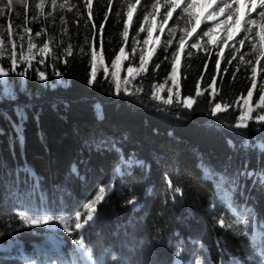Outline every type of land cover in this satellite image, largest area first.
Wrapping results in <instances>:
<instances>
[{
  "label": "trees",
  "instance_id": "obj_1",
  "mask_svg": "<svg viewBox=\"0 0 264 264\" xmlns=\"http://www.w3.org/2000/svg\"><path fill=\"white\" fill-rule=\"evenodd\" d=\"M62 2L66 5L58 6ZM129 2L135 0H112L111 6L109 0H93L91 20L85 0H56L50 13L40 15L37 23L29 21V0L16 9L17 30L25 38L40 33L38 40L48 42L49 52L42 64L20 63L6 77L15 97L0 99V243L25 230L14 213L22 193L38 206L42 198L51 210L63 208L71 214L92 199L100 185L112 181L114 195L109 203L98 206L94 221L86 228L93 259L99 264H170L177 250L185 259L195 244L210 248L217 262L222 250L239 257L237 239L215 228V217L208 208L212 199L227 205L236 201L239 207H251L257 222H264V186L254 183L264 173V154L258 147L264 143V133L256 130L264 127V121L250 119L248 128L234 127L249 107L252 117L264 113L255 108L264 92L260 77L252 88L247 67L227 52L220 58L218 71L213 51L194 50L190 45L196 40H187L177 64L176 85L180 100L192 97L193 103L189 108L178 103L175 91L172 103H164L168 89L175 90L169 77L172 53L180 38L173 34L172 18L158 31L157 44L146 57L147 71L125 84L128 65L140 63L130 56V37L144 19L148 0L133 9L125 40L122 32ZM121 47L129 59L121 60V91L117 94L111 63ZM93 50L98 58L95 80L91 77ZM1 66L7 71L12 63L1 60ZM25 69L26 75L17 74ZM38 72L45 74V86L40 85ZM57 73L65 85L48 86ZM198 84L201 95H197ZM158 85H164L160 100L153 98ZM216 103L229 107L212 115ZM19 110L26 119L21 121ZM70 166L75 167V175ZM116 167L120 176H114ZM166 178L183 195H169L173 191ZM133 195L139 203L136 211L126 203ZM218 240L223 241L219 247ZM110 253L116 258L111 259ZM0 264L19 261L0 253Z\"/></svg>",
  "mask_w": 264,
  "mask_h": 264
},
{
  "label": "rangeland",
  "instance_id": "obj_2",
  "mask_svg": "<svg viewBox=\"0 0 264 264\" xmlns=\"http://www.w3.org/2000/svg\"><path fill=\"white\" fill-rule=\"evenodd\" d=\"M159 7L154 8L153 5L157 4V0H148V3L146 7L143 9L142 12L143 18L146 14L151 13L149 15V20L147 22H144V19L139 22L137 25L136 31L133 35L130 37L131 45H130V56L131 58L137 57L139 60L141 49H143L145 58L150 57L152 50L157 44V34L158 31L161 29V21L167 11L168 7V0H158ZM189 0H184V2L181 4V7L174 10L172 17L169 18H175L174 19V28L173 30L175 34H179L180 36L183 35V29L188 28L189 30L191 27H197V32L192 37H186L185 43L188 40H197L199 34L207 30L209 27H212L214 24H216L218 21L224 20V16H219L215 19H206L209 12H211L214 8H216L218 5H220L221 0H191V3L193 7L189 9V12L191 13V17L183 12V8L186 7ZM259 3V0H257ZM22 3H18L17 0H11V4L9 6V0H0V9H2V14H0V45H2V48L4 50V56L0 57V66H1V60L9 59V56L11 55L12 51H16L17 53L21 50V45L23 47V51L26 55H28V44L29 41H31L35 47L32 49L33 56H30L29 59L33 61H40L45 59V54L49 52V48L46 52H39L38 50L43 47V43H41L38 40V35H30L28 38L24 37V33L20 30H17L18 27L16 25V9L21 6ZM38 4H42L43 7L39 8L37 7ZM63 6V2L61 3ZM211 5V7H210ZM61 6V5H58ZM54 6L52 5V0H29V21H32V23H37L38 18L40 15L44 14L47 15L50 13ZM234 7L238 8V11L236 12V16L241 18V23L236 24L233 27H231L229 33L226 34L225 28L228 27V25H232L233 21L229 20L227 21V24H220L218 28H216L215 32L212 34V41L213 43H208L209 37L205 36L202 40L199 42L204 45V47L207 49V51H213V54L216 55V52L219 48H223V52L221 53V58L224 56L223 53H228V55H231L233 57V54L235 53L238 60L247 67V70L249 74L253 77L252 74V68H256V74L254 79H259L260 77V85L264 88V55L260 56V62L257 63L256 56L259 53H264V46L260 44V35L258 33H261L264 31V29H261L260 24L258 23L255 26H248L253 28V32L251 34L245 33L242 28L244 27V21L249 19L250 17H253L257 19V21H260V17L257 15V13L261 9H252L251 12L249 11L250 8V0H243L242 3H237L234 5ZM153 16L155 17L153 19ZM9 18V19H8ZM6 20L8 22H6ZM197 21H199V25L197 26ZM144 23L145 29L149 25H151L152 28V36L149 38V42L147 45L143 44V40L145 37H147V31L139 32V28L141 24ZM8 25L11 26V28L8 27ZM165 25H163L164 27ZM8 30L7 32H5ZM9 31L12 32V36L9 37ZM139 32V35L137 33ZM231 36V39H228V45H225L221 42L222 38H227L228 36ZM245 35H248V39L245 40L244 44L241 45L238 43L239 40L243 39ZM22 37V39H21ZM136 38L138 41L135 44L136 47V53L133 56L132 55V47H133V38ZM255 39L256 42V51H253L252 41ZM13 44L16 45V48H13ZM178 45V42H177ZM194 49V48H193ZM236 49H239V51H235ZM198 50V49H194ZM202 52H205L204 50H200ZM244 54V61H251L250 64L245 63L244 61H241L240 56ZM126 56V55H125ZM218 58V57H217ZM178 64V62H177ZM19 65V64H18ZM17 65V66H18ZM125 76L128 77L127 69L125 70ZM6 79V78H5ZM7 81V80H6ZM39 83L41 86L46 85V81H40ZM55 85H61L64 86L65 82L62 81L60 76L56 75L55 82L49 83L48 86L53 87ZM7 91H10L11 93H15L12 91V89L8 86L6 83H0V99H10L8 98L6 93ZM156 93V96L159 97L156 100H160L161 95V89L155 87L153 90V93ZM13 99V98H12ZM189 108V107H186ZM220 112V111H218ZM240 117V116H239ZM250 121V120H248ZM247 121V122H248ZM122 161V160H121ZM138 163V162H137ZM135 163V164H137ZM126 165L128 167L131 166V162H126ZM69 171L75 175L76 169L74 166H70ZM114 176H120L121 172L119 168H114L113 170ZM260 176V175H259ZM258 176V177H259ZM167 184V182H166ZM169 189V188H168ZM98 190V188H97ZM174 195L171 190L169 191V195ZM25 194L22 193L20 198L16 200V209L14 210V213L18 217V212L21 209L29 210L31 213H46L49 216L52 217V219L49 221V226H23L25 229L23 232L12 235L9 237L5 242L0 243V253L4 255H8L9 257H12L14 259H17L19 261V264H85L84 258L81 256V254L77 251V249L80 246H77L73 243V237L75 236V233L69 234L68 232L64 231V223L60 222V217L63 216L65 218V221L68 223V225L72 226V220L71 217L75 215L76 212L67 213L64 211L63 208H57L55 211L51 210L49 207L46 206L45 203H43L39 206L33 202V200L27 199V196H24ZM211 205L209 206V210L212 212L213 216L215 217V228L219 231L228 233L231 238L237 239L238 241V251L239 257L231 255L229 252H226L222 250L224 255V262L225 264H232V261L235 260H241V261H248L249 258L255 260L258 258V252L255 250L252 246V242L248 238L247 235H245V229L247 227L246 224L240 223V221H249L253 223V226L258 228L261 224H264V222H257L254 216V212L251 209V207H239L237 202L235 201L231 205L224 204L221 200H211ZM37 205V206H36ZM83 205L80 206V210L83 211ZM220 216H223L226 223L232 224L231 228H223L218 224V219ZM19 220V218H18ZM20 221V220H19ZM21 222V221H20ZM22 224V222H21ZM92 224V223H91ZM87 228V226H86ZM86 228L83 230V237L86 241ZM79 238V237H77ZM25 241V243H24ZM221 242L220 246L223 244L222 240H218ZM190 243H193L190 241ZM206 247V246H205ZM208 248V247H206ZM209 249V256L212 259L211 256V250ZM186 258L185 260L188 262H191V264H195V261L197 259L201 258V244H195V250H189L186 252ZM111 259H115L116 255L110 253ZM176 255L175 259L171 261L170 264H173L176 261ZM214 264H220V262H217L215 260Z\"/></svg>",
  "mask_w": 264,
  "mask_h": 264
},
{
  "label": "snow or ice",
  "instance_id": "obj_3",
  "mask_svg": "<svg viewBox=\"0 0 264 264\" xmlns=\"http://www.w3.org/2000/svg\"><path fill=\"white\" fill-rule=\"evenodd\" d=\"M18 3H22L25 4L27 2V0H17ZM141 0H135V3H128V19L124 21V27H123V32H122V36L125 38V40L128 37V33H129V28H130V22L132 21V15H133V9L135 8L136 4H140ZM184 2V0H168V7H167V11L161 21V31H163V25L168 24L169 18L172 17L174 10L178 9L181 7V4ZM243 0H221L220 5H218L216 8H214L211 12L208 13L206 19H215L219 16H224L225 19L218 21L216 24H214L212 27H209L207 30L202 31L197 40L194 41L193 43H191L190 47L194 48V49H198V50H204L207 52V49L204 47V45H202L199 41L203 39V37L207 36L209 37L208 43H213L212 41V34L215 32L216 28H218L220 26V24H227V21L231 20L233 21L232 25H228V27L225 28V32L226 34L229 33L231 27H233L236 24H240L241 23V18L236 16V12L238 11V8L234 7L235 4L237 3H242ZM92 3L93 0H85V7L88 8L89 10V19H93L92 16ZM112 0H109V5L111 6ZM11 4V0H9V6ZM52 5L55 6L56 5V0H52ZM37 7L42 8L43 5L42 4H38ZM61 7H63V5H61ZM154 8H158L159 7V2L157 0V4L153 5ZM193 7L191 0H189V2L187 3L186 7L183 8V12L187 13L190 17H191V13L189 12V9H191ZM211 7V5H210ZM261 9L257 15L260 17V21H257V19L250 17L249 19H247L246 21H244V27L242 28V30L245 33L251 34L253 32V28L252 27H248L250 26H255L258 23L261 26V29H264V0H259V3L257 2V0H250V8L249 11L251 12L252 9ZM0 14H2V9H0ZM117 15H119V13H117ZM149 15H151V13L146 14L144 16V22H147L149 20ZM155 17L153 16V19ZM108 20V14H105V22ZM105 22H102L99 25V31L102 33L105 27ZM199 25V21H197V26ZM93 28H96V25L93 24ZM25 31H29V29L25 28ZM147 31V37L144 38L143 40V44L147 45L149 42V38L152 36V28L151 25H149L147 27V29H145L144 27V23L141 24L140 28H139V32H144ZM173 34L175 30H172ZM183 31V35L180 36L179 41H178V47L176 48V50L172 53V72L170 74V79L172 80L173 85L175 86V90L174 89H168V93H169V98L167 100L164 101V103L166 104H170L172 103V97H173V92L175 91V96L177 99V102H182L183 105L185 107H191L192 103H193V98L192 97H187L184 98L182 101L180 100L179 97V91H178V85H176V71H177V62L180 60V56L182 53H184V48H185V38L186 37H192L196 32H197V27H191V29L189 30L188 28H185L182 30ZM139 32L137 33V35H139ZM9 37L12 36V32L9 31ZM36 35H40V33H36ZM258 35H260L261 39H260V44L262 46H264V31H262L261 33H258ZM22 39V37H21ZM157 39H159V37H157ZM228 39H231V36L229 35L226 39L222 38L221 42L225 45H228ZM248 39V35H245V37L241 40L238 41L239 44L243 45L245 40ZM133 47H132V55L134 56L136 53V47L135 44L138 42L136 40V38H133ZM168 45L171 46V44L173 43L172 40H169ZM252 46H253V51H256V42L255 39H253L252 41ZM35 47V45L29 41L28 44V55L25 54V52L23 51V47L21 45V50L19 53H17L16 51H12L11 55L9 56V59L11 60L12 63V67L9 70H5L2 66H0V83H7L6 81V77L9 74L15 73L16 72V67L18 64L20 63H28L29 67L31 66V61L29 59L30 56H33L34 54L32 53V49ZM13 48H16V45L13 44ZM49 48V44L48 42H45L43 44V47L40 48L38 51L43 53L46 52ZM69 52V54H71V49L69 48L67 50ZM165 51H167V49H165ZM235 51H239V49H236ZM223 52V48H219L218 47V51L216 52V56L218 57V59L216 60V65H217V69L218 71L221 70L220 69V58H221V53ZM4 50L2 48V45H0V57L4 56ZM187 55H191V53H186ZM264 55V53H259L256 56V61L257 63L260 62V56ZM123 59H129V56H125V48L121 47L119 50V53L116 55L115 59L112 60L111 63V67L113 69V71L111 72V76L113 78V80L115 81V89H116V93L119 94V92L121 91L120 88V77H119V68L121 67V60ZM236 55L235 53L233 54L232 59H236ZM97 53L96 51H92L91 53V77L92 80H95L96 76H97V70H98V63H97ZM165 59H167V57H165ZM241 61H244V54H242L240 56ZM139 65L138 66H133L132 64H129L127 67V72H128V77L124 78V83L127 84L129 83V78L134 79L136 75L140 74L141 72H145L147 71L146 69V65L148 64V59L145 58V54L143 49H141L140 52V56H139ZM43 60L38 61V63H43ZM247 64H250L251 61H244ZM100 63H103V59L101 58ZM227 63L231 64L232 60H228ZM156 69L158 70L160 68V65L157 64ZM208 65L207 63L205 64V69H207ZM222 71H227V69H222ZM104 73L105 76L108 75V68L105 67L104 68ZM18 75L24 76L27 74V69H25L23 72H19L17 73ZM252 74H253V78H252V88H256L257 87V82L254 79L255 74H256V68L253 67L252 68ZM57 75H60V73H57ZM38 79L40 81H44L46 79L45 74L43 72H38ZM91 82V81H90ZM216 82V78L213 77V84H215ZM159 89H163L164 85H158L156 86ZM209 88H213V85L210 84ZM125 92L127 94V90L125 89ZM213 92H215V89L213 88ZM5 95L8 96V98L12 99L14 98V94L11 93L10 91H7L6 93H4ZM201 91L199 89V84L197 85V95H201ZM248 96L251 97L252 96V89L250 88L248 91ZM153 98H159L156 96V93H153ZM243 99V97H241ZM245 104L248 103V100L245 99L244 100ZM229 106L226 104H221V103H216L213 108H212V115H216L218 111H224L228 108ZM255 108L257 109H264V92H262L259 96V100L256 102L255 104ZM253 111V108L249 107L247 110V113L245 112H241L240 117L238 118L236 124L234 125L235 128L239 129V128H248L249 125L247 123L248 120L250 119H254L257 123L264 121V113L258 114L255 117H252L250 115V113ZM18 116L20 117L21 121L26 119L24 113L22 110L18 111ZM257 131H260L262 133H264V127L261 128H257ZM18 133L20 134V138L22 141V131H21V126H18L17 128ZM238 135H248V133H238ZM248 146V145H246ZM260 151L262 154H264V143H261L260 145H258ZM246 175L252 176L253 173H245ZM206 175H211L210 171L206 170ZM221 180H223V177H221ZM166 182L168 185V188L172 189L173 194H181L183 195V190L180 187H176L172 184V181L170 179L166 178ZM254 183H260L261 186H264V173H261L260 176L254 180ZM217 187L219 188L220 185L218 184ZM112 195H114V184L112 181H109L106 184H102L98 187V190L96 192V194L92 197V199H90L86 204L83 205V211L81 210H77L75 215L73 217H71L72 220V226L70 227L68 225V223L65 221V218L63 216L60 217V222L64 223V231L68 232L69 234L75 233V236L73 237V243L77 246H80L77 251L81 254V256L84 258V262L85 264H99V261H95L93 259V252L92 249L90 247V242L86 241L83 237V230L86 228V226H90L91 223L94 221L95 216L97 215L99 209L98 206L101 204H107L110 202ZM225 199H229L227 196L224 197ZM128 205H132V206H138V200L137 197L135 195H133V197L131 199H129L126 202ZM18 218L19 220L22 222V226H37V225H42V226H49V221L52 219L51 216H49L46 213H31L29 210L26 209H21L18 212ZM218 224L223 227V228H231L232 224L230 223H226L225 219L223 216H220L218 219ZM240 223H244L247 225L246 229H245V235L248 236V238L250 239V241L252 242V246L255 250H257L258 252V258L253 260L251 258H249L248 261H241V260H233L232 264H264V224H261L258 228L253 226L252 222L249 221H240ZM79 237V238H77ZM221 242L218 241L217 245L218 247L220 246ZM201 258L197 259L195 261V264H214V261L210 258L209 256V249L206 248L204 245H201ZM176 255V261L174 262V264H191V262H188L184 259V253L180 250H177V252L175 253ZM225 255V253L222 251L221 253V261L220 264H225L223 256Z\"/></svg>",
  "mask_w": 264,
  "mask_h": 264
},
{
  "label": "water",
  "instance_id": "obj_4",
  "mask_svg": "<svg viewBox=\"0 0 264 264\" xmlns=\"http://www.w3.org/2000/svg\"><path fill=\"white\" fill-rule=\"evenodd\" d=\"M138 206H139V203H138ZM138 206H132V205H129V207L133 210V211H136L138 209Z\"/></svg>",
  "mask_w": 264,
  "mask_h": 264
},
{
  "label": "bare ground",
  "instance_id": "obj_5",
  "mask_svg": "<svg viewBox=\"0 0 264 264\" xmlns=\"http://www.w3.org/2000/svg\"><path fill=\"white\" fill-rule=\"evenodd\" d=\"M174 264V263H173Z\"/></svg>",
  "mask_w": 264,
  "mask_h": 264
}]
</instances>
